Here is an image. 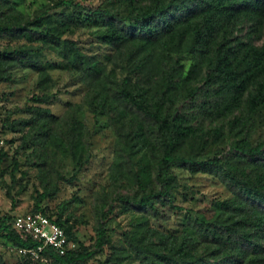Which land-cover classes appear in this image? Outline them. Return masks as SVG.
<instances>
[{"label":"trees","instance_id":"obj_1","mask_svg":"<svg viewBox=\"0 0 264 264\" xmlns=\"http://www.w3.org/2000/svg\"><path fill=\"white\" fill-rule=\"evenodd\" d=\"M69 5L86 10L85 19L104 27L99 35L102 42L113 47L126 45L128 61L133 62L129 74L114 88V99L96 93L85 100L91 111L107 106L114 108L115 119L119 121L115 129L123 155L132 159L135 154L149 149L156 157L155 179L163 188L151 187L149 192L132 197L119 196L121 203H133L155 212L159 203L181 208L173 204L171 184L164 178L172 165L184 166L193 173L205 171L218 175L233 195L224 199L210 198L209 206L195 220L198 237L212 245V255L220 256L217 264H264V134L255 142L248 135L233 141L231 159L223 163L217 156L199 157L206 145L205 132H199L193 123L199 116L216 120L240 110L229 119L228 126L249 129L252 115L264 107V45L234 35L238 21L245 17L253 21V30H261L264 0H124L122 9L90 8L71 0H56L49 8ZM80 10L77 17L82 13ZM67 27L60 14L43 11L25 22L17 17L1 21L0 33L61 45L66 65L79 69L85 82L92 85L104 73L105 64L95 54L81 51L74 40H61ZM186 56L191 63L182 75L180 60ZM17 63L37 70L42 81L48 78V72L36 64L30 48L17 46L0 50V81L10 78L8 68ZM197 77L202 80L201 84L189 83ZM199 93L203 97L197 100ZM49 97L46 93L35 94L31 100L45 102ZM186 100L190 104L180 110L176 103ZM126 107L138 111L139 116L129 117L125 122ZM28 111L51 115L48 108L37 105L30 106ZM76 125L77 120L71 114L67 129L71 148L76 145L73 133ZM206 133L219 137L222 130L212 128ZM186 144L196 150L183 155L182 148ZM47 195V191L39 193L30 211L41 210L64 229L69 239L76 241L65 220L51 216L39 206ZM110 211L112 205L101 214L105 217ZM14 217L9 221L0 220V235L16 247H36L37 241L22 238L12 228ZM155 233L158 232L154 230ZM96 234L92 247L80 243L59 254L46 246L39 257L53 264H86L108 241L102 222ZM159 238V243L164 244L161 249L156 241L145 239L144 233L131 236L129 243L146 264L207 262L187 250V238L179 243Z\"/></svg>","mask_w":264,"mask_h":264},{"label":"rangeland","instance_id":"obj_2","mask_svg":"<svg viewBox=\"0 0 264 264\" xmlns=\"http://www.w3.org/2000/svg\"><path fill=\"white\" fill-rule=\"evenodd\" d=\"M54 1L0 0V22L14 17L25 22L43 11L60 14L68 25L61 40L72 39L81 51L95 54L105 64V71L100 79L89 85L79 69L66 65L60 52L61 45L0 33V50L28 47L36 64L48 72V78L42 81L37 70L17 63L8 68L10 78L0 81V220L9 221L29 212L39 193L47 191L48 195L38 204L51 216L65 220V225L77 238L74 248L80 243L92 247L100 222L106 227L107 243L86 264H146L129 243L131 236L137 237L141 233L145 234V239L156 241L159 249L164 247L159 243V237L177 243L187 238V250L203 257L207 261L205 264H217L220 256L212 255V245L198 237L195 220L209 206L210 198H229L233 195L231 190L218 175L205 171L193 173L184 166L172 165L164 178L171 184L173 204L181 208L159 203L155 212L133 203H121L119 196L132 197L149 192L151 187L154 190L163 188L155 179L156 157L149 149L135 154L132 159L123 155L115 129L119 121L115 119L114 108L107 106L91 111L85 100L96 93L114 99V88L129 74L133 62L128 61L126 45L113 47L102 42L99 35L104 32V27L85 19L86 10L75 5L49 8ZM71 1L90 8L110 6L122 9L124 0ZM79 10L82 13L77 17ZM253 28L250 18H242L234 35L264 45V24L261 30ZM180 62L182 75H185L191 59L186 56ZM189 83L199 85L202 80L197 77ZM43 93L50 95L47 101L31 100L33 95ZM202 97L203 94L199 93L197 100ZM189 104V100L178 101L176 106L184 110ZM33 105L48 108L51 115L28 111ZM125 110V122L129 117L139 116L133 108L126 107ZM239 113L240 110H235L216 120L201 116L194 120L198 131L205 132L206 145L200 158L217 156L223 163L229 162L233 141L248 135L255 142L263 136L264 107L252 115L249 129H230L229 119ZM71 114L77 120L73 131L74 148H71L67 134ZM212 128H221V135L214 137L206 133ZM195 150L186 144L182 154L188 155ZM247 170H251L249 166ZM109 205H112V211L103 217L101 213ZM154 230L158 233L154 234ZM0 264L53 263L28 254L0 235ZM175 264L182 263L177 261Z\"/></svg>","mask_w":264,"mask_h":264},{"label":"built area","instance_id":"obj_3","mask_svg":"<svg viewBox=\"0 0 264 264\" xmlns=\"http://www.w3.org/2000/svg\"><path fill=\"white\" fill-rule=\"evenodd\" d=\"M12 228L20 233L22 238L30 237L37 241L36 247L21 248V250L39 256L46 246L59 254H64L73 248L74 241L69 239L64 229L41 210L29 211L12 220Z\"/></svg>","mask_w":264,"mask_h":264}]
</instances>
